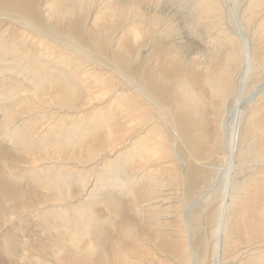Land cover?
<instances>
[{
	"label": "bare ground",
	"instance_id": "6f19581e",
	"mask_svg": "<svg viewBox=\"0 0 264 264\" xmlns=\"http://www.w3.org/2000/svg\"><path fill=\"white\" fill-rule=\"evenodd\" d=\"M0 139V264H264V0H0Z\"/></svg>",
	"mask_w": 264,
	"mask_h": 264
},
{
	"label": "rangeland",
	"instance_id": "374dc122",
	"mask_svg": "<svg viewBox=\"0 0 264 264\" xmlns=\"http://www.w3.org/2000/svg\"><path fill=\"white\" fill-rule=\"evenodd\" d=\"M172 4L175 6V8H179V3L177 1H173ZM169 5L171 6V4H169ZM175 25H178L180 31L183 32L184 35H187L188 28L185 26L184 22H182L181 20L178 19V15L176 17ZM192 41H194V43H196L197 45L200 46V43L197 40L194 39ZM240 45H241V48H242V55H243V57L251 56V52H250V50H248L247 44H246V42H245L244 39H241L240 40ZM220 54H222V53L220 52ZM255 58H256L255 56L251 57V59H255ZM241 79H243L242 76H241ZM205 88L207 90L210 89V87H207V86H205ZM232 88H233V92H231V94L227 98H229L230 99V102L232 103L231 109H234L235 111H237V113L231 119V120H234V119L237 118V122L235 124L234 121H232L231 122V126L229 127V129L232 132L231 138L234 139V137L237 134V129L239 127L237 125L241 123V119H242L241 114H242V111H245L247 109V107H244V109H242V110H240V108L243 106V104H245V105L248 104L249 105L250 102L253 101V97L247 98L250 94L244 93V90L242 89V83H240V85L238 86V92L236 94H234V89H235V75L233 76V86H232ZM236 108H238V109H236ZM227 110H228V106H227V104H225L224 115L222 116V126L223 127H225L224 120H225V117H226ZM226 123H227V121H226ZM4 140H6V139H0V142H1L0 144L7 145L8 140H6L7 142L4 141ZM230 170H231V167H230ZM263 170H264V161H255V162H251V163H247L245 161V173L254 174V173L261 172ZM231 175H232L231 172H229L228 175H227V178L230 179ZM91 183L93 184V178L91 179L90 184ZM219 186H220V188L223 189V187H224V180H221ZM112 192H114V193H112ZM112 192H111L112 195H110V193H108L107 196H109V195L110 196H113V195H116L117 194V192H115L113 190H112ZM102 196H103L102 197V199H103L105 197V195H102ZM129 211H130L129 212V215H130V213L132 215L133 212H131V210H129Z\"/></svg>",
	"mask_w": 264,
	"mask_h": 264
}]
</instances>
